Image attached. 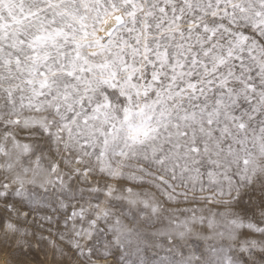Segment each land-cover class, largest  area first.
<instances>
[{"label":"snow or ice","instance_id":"snow-or-ice-1","mask_svg":"<svg viewBox=\"0 0 264 264\" xmlns=\"http://www.w3.org/2000/svg\"><path fill=\"white\" fill-rule=\"evenodd\" d=\"M3 264H264V0H0Z\"/></svg>","mask_w":264,"mask_h":264},{"label":"rangeland","instance_id":"rangeland-1","mask_svg":"<svg viewBox=\"0 0 264 264\" xmlns=\"http://www.w3.org/2000/svg\"><path fill=\"white\" fill-rule=\"evenodd\" d=\"M1 262L3 263V261H2V260H0V263H1Z\"/></svg>","mask_w":264,"mask_h":264},{"label":"bare ground","instance_id":"bare-ground-1","mask_svg":"<svg viewBox=\"0 0 264 264\" xmlns=\"http://www.w3.org/2000/svg\"><path fill=\"white\" fill-rule=\"evenodd\" d=\"M0 264H3L2 262Z\"/></svg>","mask_w":264,"mask_h":264}]
</instances>
